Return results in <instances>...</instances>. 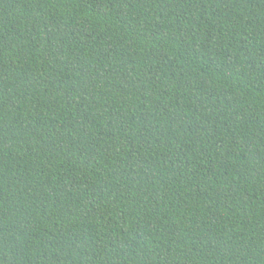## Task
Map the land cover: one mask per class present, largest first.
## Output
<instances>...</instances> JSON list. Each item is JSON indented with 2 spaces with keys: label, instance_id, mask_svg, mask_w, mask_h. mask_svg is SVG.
<instances>
[{
  "label": "trees",
  "instance_id": "obj_1",
  "mask_svg": "<svg viewBox=\"0 0 264 264\" xmlns=\"http://www.w3.org/2000/svg\"><path fill=\"white\" fill-rule=\"evenodd\" d=\"M0 264H264V0H0Z\"/></svg>",
  "mask_w": 264,
  "mask_h": 264
}]
</instances>
